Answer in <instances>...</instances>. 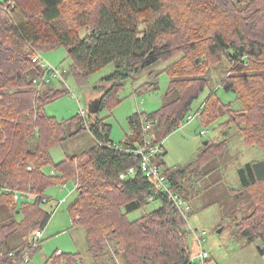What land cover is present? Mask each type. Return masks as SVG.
I'll list each match as a JSON object with an SVG mask.
<instances>
[{"label":"trees","instance_id":"trees-1","mask_svg":"<svg viewBox=\"0 0 264 264\" xmlns=\"http://www.w3.org/2000/svg\"><path fill=\"white\" fill-rule=\"evenodd\" d=\"M61 46L67 48L69 69L78 82L115 65L103 78L101 106L89 114L90 120L80 114L59 122L46 113V106L68 91L42 84L46 70L33 58ZM174 57L178 59L165 69L169 100L145 117L131 116V135L116 144L111 126L96 114L121 102L117 95L134 74ZM223 57L233 67L222 86L236 93L237 104L223 103L213 90L201 120L207 126L228 114L225 124L235 123L245 143L264 152V0L0 2V264H29L43 242L34 241L32 234L52 216L43 207L50 200L45 193L69 180H75L78 190L68 209L72 225L86 229L95 260L115 240L117 254L123 253L129 264H193L184 244L186 218L170 195H157L154 181L142 173L124 181L121 174L140 163L129 150L144 143V126L153 124V143L175 132L206 90L207 73ZM154 86L148 82L137 91ZM83 120L86 124L76 129L75 123ZM84 129L94 135V146L54 163L51 149ZM204 145L184 167L165 168L166 152L158 157L171 189L186 201L183 182L197 180L201 169L227 148L224 141ZM48 166L53 173H47ZM239 173L243 185L234 191L246 190L253 205L239 223L240 231L252 240L264 239V162H248ZM16 193H32L37 199L16 201ZM156 201L160 208L140 219L129 218ZM46 264L84 263L78 253L56 252Z\"/></svg>","mask_w":264,"mask_h":264},{"label":"rangeland","instance_id":"rangeland-1","mask_svg":"<svg viewBox=\"0 0 264 264\" xmlns=\"http://www.w3.org/2000/svg\"><path fill=\"white\" fill-rule=\"evenodd\" d=\"M6 1L0 0L2 3ZM40 54L45 61L68 70L63 82L51 80L48 83L56 89H67L68 93L46 106V113L62 122L79 117L83 109L88 114L86 119L90 120L89 105L102 96V87L105 85L103 78L114 72L115 65L110 64L90 75L84 82H78L70 72L71 60L66 47L45 50ZM177 59L178 57H174L161 61L134 74L117 95L121 102L114 106L107 105L96 114L111 126V138L116 144L126 141L131 135V116L138 113L145 117L169 100L166 93L170 76L165 69ZM220 62L207 73L208 86L195 101L190 113L196 114L203 108L206 98L213 90H216L223 103L237 104L236 93L226 91L222 86L233 64L225 57ZM148 82L155 83V86L146 91H137ZM108 88L109 86H105V89ZM228 119L229 115L223 114L220 119L205 126L200 117L190 123L184 118V126L177 128L161 142L167 152L164 156L165 168L184 167L191 163L198 157L206 141L212 144L224 141L227 144L226 150L201 169L202 176L197 180L192 178L183 182L187 192L184 194L189 203L187 212L186 205L182 207L188 215L185 219L187 233L184 244L193 264H199L197 257L201 250L209 254L207 264H264V252L260 250L264 249V239L252 240L240 231L239 223L253 211L249 194L246 190L240 193L234 191L243 185L239 170L251 161L264 162V152L256 145L246 144L235 123L225 124ZM83 124H86L85 120L77 121L75 128H81ZM73 128L71 127V132ZM203 130L208 131L205 136L201 135ZM95 141L91 131L84 129L51 149L53 162L59 163L68 156L85 152L94 146ZM45 170L53 173L51 166ZM45 195L50 200L43 207L52 216L41 230L42 248L31 256L29 264H46L56 252L78 253L84 264H129L123 253L117 254L115 240L105 246L106 252L102 258L95 260L89 253L86 229L72 225L68 210L78 195L75 180H69L65 185L49 187ZM63 200L65 202L60 205L59 201ZM160 207L161 202L156 201L131 213L129 218L140 219ZM34 235L35 231L32 239Z\"/></svg>","mask_w":264,"mask_h":264},{"label":"built area","instance_id":"built-area-1","mask_svg":"<svg viewBox=\"0 0 264 264\" xmlns=\"http://www.w3.org/2000/svg\"><path fill=\"white\" fill-rule=\"evenodd\" d=\"M33 62L40 63L41 66L46 70V73L42 79H40L41 83H48L51 80H64V75L68 73V70L65 67H58L54 66L53 64L45 61L40 53H36V55L33 58ZM200 108L196 114H188V116L185 118L187 120V123H190L191 121L195 120L196 118L202 116ZM80 114L86 119L87 112L85 110H81ZM186 121H182L178 127L184 126ZM152 123H147L143 130L147 132V136L145 137L144 143L138 145L136 148L130 149L129 151L134 155L140 158V163L137 166L131 167L128 169L127 172L121 174V179L124 181L130 177L136 176L138 173L144 174L146 177L154 181L155 183V193L158 195L159 193H167L170 195L171 200L174 202V204L177 206V208L182 212L184 217L187 219L188 215L185 213V210H183V206L186 205V212L188 209V203L187 201L179 194L174 193V191L171 189V185L168 182V178L165 175L164 171L161 169L159 163H158V157L165 153V147L161 142L153 143V139L150 136V130L152 128ZM208 131L203 130L201 132V135L205 136ZM115 148L121 149L119 145H116ZM37 195L32 193H16L15 194V200L18 201L21 198H27V199H37ZM152 197L150 200L153 201ZM46 198H43V201H45ZM65 201H60L59 204L61 205ZM42 237L41 231H36L33 239L34 241H37L39 238ZM198 263L199 264H207V259L209 258V254L201 250L198 254ZM27 261V260H26Z\"/></svg>","mask_w":264,"mask_h":264},{"label":"water","instance_id":"water-1","mask_svg":"<svg viewBox=\"0 0 264 264\" xmlns=\"http://www.w3.org/2000/svg\"><path fill=\"white\" fill-rule=\"evenodd\" d=\"M101 101H102V98L100 97L99 99L93 101L89 105V114H93V113H96L98 111V109L101 106ZM205 144H208V141H206Z\"/></svg>","mask_w":264,"mask_h":264},{"label":"crops","instance_id":"crops-1","mask_svg":"<svg viewBox=\"0 0 264 264\" xmlns=\"http://www.w3.org/2000/svg\"><path fill=\"white\" fill-rule=\"evenodd\" d=\"M166 150V149H165ZM166 152V151H165ZM167 153V152H166ZM165 156V155H164ZM163 159H164V157H163Z\"/></svg>","mask_w":264,"mask_h":264},{"label":"clouds","instance_id":"clouds-1","mask_svg":"<svg viewBox=\"0 0 264 264\" xmlns=\"http://www.w3.org/2000/svg\"><path fill=\"white\" fill-rule=\"evenodd\" d=\"M179 128V127H178ZM166 151V150H165Z\"/></svg>","mask_w":264,"mask_h":264}]
</instances>
